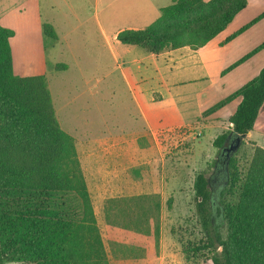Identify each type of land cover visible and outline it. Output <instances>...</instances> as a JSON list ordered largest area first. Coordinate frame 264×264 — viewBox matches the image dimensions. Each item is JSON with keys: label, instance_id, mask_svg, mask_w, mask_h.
I'll return each mask as SVG.
<instances>
[{"label": "trees", "instance_id": "16d2710c", "mask_svg": "<svg viewBox=\"0 0 264 264\" xmlns=\"http://www.w3.org/2000/svg\"><path fill=\"white\" fill-rule=\"evenodd\" d=\"M246 5L247 0H173L148 26L122 31L117 38L123 45L152 54L184 46L196 50L224 31ZM263 18L264 11L223 42ZM42 33L56 39L50 25L42 24ZM11 36L0 25V264H108L74 140L55 118L45 76L14 74ZM263 48L264 41L221 75ZM54 68L65 70L66 65ZM236 98L240 100L227 120L229 129L212 142L219 156L230 141L252 131L264 109V67L203 114ZM233 154L215 162L220 165L217 176L226 172L215 195L209 178L203 173L195 176V213L203 240L183 252L189 257L206 251L212 264H264V148H253L243 172ZM58 194L75 195L80 214L67 216L62 206L51 201ZM42 197L46 200L39 201ZM154 197L120 200L123 222H117L125 234L135 233L138 241L152 238L157 246L160 202ZM112 202L110 209H115L117 201Z\"/></svg>", "mask_w": 264, "mask_h": 264}, {"label": "rangeland", "instance_id": "374dc122", "mask_svg": "<svg viewBox=\"0 0 264 264\" xmlns=\"http://www.w3.org/2000/svg\"><path fill=\"white\" fill-rule=\"evenodd\" d=\"M119 1L116 0L114 3ZM123 1L128 2V0ZM170 3V0L160 2L163 6ZM38 4L41 22L50 25L59 37L68 36V42L62 39L55 42L46 36L43 38L47 63L45 78L55 118L61 130L74 140L79 168L90 196L108 264H212L210 255L206 251L202 254H188L189 257H186L183 251L198 245V242L203 240V233L195 213L193 191L195 176L203 173L209 178L214 195L223 183V176H226L225 170L217 176L220 165H216L215 162L219 163L221 160L212 142L220 135L221 129L227 126V113H223L221 120L217 122L216 127H222L217 131L194 123V133L178 131L165 139L161 138L163 141L158 150L153 145L155 148L153 158L158 156L164 159L159 177L155 174L156 171L148 174L153 186L152 192L158 191V194L150 196H155L154 200L159 199V202L163 203V212L159 211L157 246L152 238L138 241L139 239L132 232L127 234L130 237L125 235L122 240L120 234L125 230L120 228L121 223L117 222L119 220L123 222L119 211L124 204L120 200L135 195L114 198L117 205L115 209H110V206L113 208L112 199H109V196L108 203L103 205L102 189L113 191V188H116L124 194L134 193L138 189L124 174L125 178L118 179L120 174H116L115 179L109 178L102 182V163L97 155L99 150L96 139L108 131L118 133L133 129L136 126L131 122L135 112L134 107L118 78L109 52L98 47L95 42L96 32L92 30V20L86 22L82 20L83 23L80 25L78 21L71 20L70 11L67 10V7L71 6L74 11L85 14L87 11H92V0H38ZM144 6L152 13L148 2ZM263 10L264 0H247V6L233 20L230 29L238 28ZM112 11V7H109L104 13L111 14ZM115 12L114 21H110L114 26L129 23L127 19L131 17L123 9V4L119 5ZM150 16L146 14V18L141 19V22H151L155 19ZM260 41H264V19L256 22L246 34L242 33L236 44L226 49V56L223 58L225 65L227 66L231 61L229 59L232 53L228 52L229 49L233 51L234 57L236 54H243L245 50L251 48V44ZM258 61L259 65L264 62V49L260 52ZM56 64H65L67 69L55 70ZM252 74L247 72L244 66L241 74L235 78L236 85L230 86L231 83L227 85L226 81L229 78L220 81L221 86L217 88L218 96H227L231 90L251 80ZM227 106L229 109L230 105ZM255 146L264 148V109L259 113L252 131L242 139L233 152L241 172L246 169ZM102 184H105V187ZM128 190L130 193H127ZM112 191L105 197L113 195ZM53 198L51 201L62 206L67 216L74 218L80 214L79 200L75 195L59 196L58 194ZM45 200L43 197L39 199V201ZM107 213L108 219L105 218ZM221 234H225L224 228L221 229ZM151 255L156 257L140 259L142 256Z\"/></svg>", "mask_w": 264, "mask_h": 264}, {"label": "crops", "instance_id": "0c3cea01", "mask_svg": "<svg viewBox=\"0 0 264 264\" xmlns=\"http://www.w3.org/2000/svg\"><path fill=\"white\" fill-rule=\"evenodd\" d=\"M115 1L92 0V11H87L85 14L74 11L71 6L67 7V10L70 11L71 20L78 21L80 25L83 23L82 20L85 22L92 20V30L96 32L95 42L98 47L109 52L114 69L135 111L131 117V122L136 124L133 129L118 133L108 131L105 135L97 138L96 143L99 150L97 155L102 163V182L109 178L115 179L119 174L121 176L119 175L118 179L125 178L127 175V178L135 184L134 186L138 190L134 193H130L128 190L127 193L130 194H124L113 188V191L111 190L113 195L105 197L111 191L102 189L103 205H106L109 199L119 198L123 195H135L137 197L158 194V191L152 192L153 186L148 174L156 171L155 174L159 177V173L162 172L163 157L156 156L153 158L154 149L161 148L163 141L161 138L165 139L182 130L188 131V134L194 133V123L203 128H212L213 131H217V129L222 128L216 127V125L221 120L223 113H227V126L221 129L220 134L227 131L229 129L227 120L235 111L239 98L230 101L209 115L203 114L208 108L226 97L218 96L219 89L217 88H219L220 81L229 78V81H226L227 85L230 83V86L236 85L235 78L241 74L244 66L247 72L253 73L252 78L264 67V62L258 64L259 54L263 48L228 71L229 73L221 75L225 67L263 42L251 44L250 49L248 48L243 54H236L234 57L233 51L229 49L228 52L232 53L229 59L231 61L227 66L225 65L223 58L226 56V49L236 44L235 42L241 34H246L256 24L229 42L224 43L226 37L253 19L242 23L236 29H230L233 20L240 12L224 31L199 49L193 50L184 46L176 49L168 48L158 54H152L146 53L136 46L121 44L117 36L122 31L140 30L152 23L158 17L160 9L166 6L160 4L163 0H128L127 3L123 0L114 3ZM142 1H144L143 4ZM170 1L173 2V0ZM147 2L150 9L152 8V13L144 6ZM122 4L123 9L129 13L131 18L127 19L129 22L127 24L114 26L110 21H114L115 11ZM109 7H112V13H104ZM38 14V0H0V25L12 32V36L9 38V46L13 72L15 71L14 74L17 76L44 75L46 77L47 63L44 56L43 39L45 36L42 33L43 23ZM146 14L155 17V19L151 22H141V19L146 18ZM66 20L68 19L66 18ZM61 39L68 42V36L61 38L57 34L54 41ZM255 66L257 67L255 68ZM217 73H219L218 76H216ZM241 86L231 90L227 96ZM227 105H230L229 109ZM226 110L228 112H224ZM102 185L105 187V184ZM160 211L163 212V203L161 202ZM122 233L124 231H121L120 234L122 240L125 235L130 237ZM154 257L156 256H142L140 259Z\"/></svg>", "mask_w": 264, "mask_h": 264}, {"label": "water", "instance_id": "95a60500", "mask_svg": "<svg viewBox=\"0 0 264 264\" xmlns=\"http://www.w3.org/2000/svg\"><path fill=\"white\" fill-rule=\"evenodd\" d=\"M242 138H243V137L235 138V139L233 140V143H231V144L228 146L227 149H225V148L222 149V151H226V152L228 153L227 157H228L230 154H232V153L237 149V147L239 146V144H240ZM227 157H226V158H227Z\"/></svg>", "mask_w": 264, "mask_h": 264}, {"label": "flooded vegetation", "instance_id": "af4514ba", "mask_svg": "<svg viewBox=\"0 0 264 264\" xmlns=\"http://www.w3.org/2000/svg\"><path fill=\"white\" fill-rule=\"evenodd\" d=\"M231 143H233V140L230 141V142L228 143V145H227L226 147H224V148L227 149L228 146H229ZM227 155H228V153H227L226 151H221V153H220V156H221V157H224V158H226Z\"/></svg>", "mask_w": 264, "mask_h": 264}]
</instances>
